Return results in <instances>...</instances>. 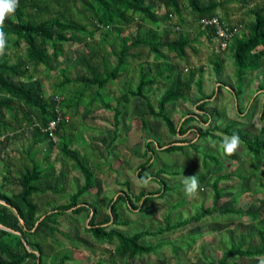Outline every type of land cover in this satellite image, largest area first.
Returning a JSON list of instances; mask_svg holds the SVG:
<instances>
[{
	"label": "rangeland",
	"instance_id": "374dc122",
	"mask_svg": "<svg viewBox=\"0 0 264 264\" xmlns=\"http://www.w3.org/2000/svg\"><path fill=\"white\" fill-rule=\"evenodd\" d=\"M74 1L80 11L82 4L79 0ZM223 1L227 3L224 4L225 10H220L221 17L240 20L244 26L239 37L243 32H247L252 9L264 4V0H249L246 5L238 0ZM157 6L155 15L158 19L162 18V23L173 34L172 37L182 33L191 40L197 39L194 46L201 54L200 57L198 54L193 55L196 62L188 66V60L182 61L173 51L164 49L168 64H182L179 70L183 76L187 77L190 70H197L198 67L202 69V92H199L197 85L193 83L183 98L167 107L175 124H179L188 114L195 117V120L187 124L190 132L192 131L190 134L188 132L184 135H171L161 119L153 118L149 114L142 98L129 96L126 101L119 103V96L128 94L138 82L134 69V72L129 69L135 61L131 56H127L126 70L129 69L127 72L129 76L124 73L125 75L101 88L97 86L89 88L73 81L67 83L66 87L58 89V83L64 78L73 79L76 75L83 74L81 55L90 54V49L100 48L107 53L103 60L99 53L91 59L99 72L104 70V64L110 67L116 62V57L110 50L118 48L119 40L115 38L113 31L108 33L107 40L103 39L102 32L90 25L92 19L88 12L84 16L83 13L76 14L75 10H72L71 17L81 24H87L88 31L93 32L94 38L88 39L90 46L84 44L83 41L86 39L79 34V41L66 44L64 54L58 58L53 68L39 66L37 73L30 69L33 77L30 81H25V86L39 85L47 97L54 92L60 93L65 100L62 101V105L69 101L71 103L78 101L77 94L82 93L78 111L63 107L68 120L74 118L75 123L81 126H78V129H69L65 138L71 142V147L83 151L81 156L91 170L95 169L93 171L95 174H102L97 178L93 192L88 194L87 198L90 200H85L93 205L96 214L94 221H102L109 216L110 199L115 200L120 193L127 195L134 206L129 208L124 200L118 201L115 206L118 220L114 225L109 222V228L115 227L126 235H132L135 232L156 231L164 227L166 216H169L172 225L186 219L188 222L164 234L145 237L142 242L154 246V251L129 258L127 254L117 257L114 253V244L103 243L104 245L98 248L99 252L93 250L89 241V236L92 238V235L84 230V224L88 222L85 223L84 220L81 226L79 224L76 226L74 222L77 214L66 212L64 216L58 217V223L62 224L64 232L55 234L57 239L64 240V244L62 243L63 247H58L59 249L55 246L57 243L53 245L57 251L54 257L51 256V264H57L62 255H69L70 258L64 264H96L97 261H101L102 264H216L222 252L231 245L242 243L244 248L254 247L260 241L257 231L259 225L250 216L233 212L221 213L220 210L235 208L239 212H244L256 208L264 199V153L256 159L241 138L238 149L231 155L225 154L222 147L223 138L233 134L249 139L264 138V89L259 92L257 90L260 83L264 86V68L247 73L243 80L236 81V68L233 64L232 50L229 48L225 52L228 54L225 63L217 72L212 63L214 59L210 54V42L206 39L199 40L203 30L187 3H182L180 15L172 14L173 16L168 17L165 7L159 2ZM177 25L180 26V31L174 29ZM144 29L145 27H141V30ZM134 32L135 26L132 24L122 27V35L130 40L133 39ZM11 42L13 43L12 39ZM5 51L10 57L26 54L23 44ZM152 61H154L152 57L149 61L144 60V66H148ZM130 72L133 74L130 75ZM169 85L170 83L164 82L145 89L153 105H156L158 98ZM238 90L241 93L237 96L235 93ZM212 93L213 96L203 108L197 107L201 97ZM91 97L95 99L90 105ZM105 103L111 108L119 105L121 111L119 130L121 128L122 130L117 131L113 143H111V131L114 128L113 110L105 108ZM206 129L210 130L209 135L197 136L198 132H204ZM172 140H191L193 145H186L183 149L174 151H163L159 148L165 147ZM57 142V137L50 141L47 151L53 157V161L61 166L63 162ZM157 143L160 146H157ZM42 149L38 154H43ZM149 157L153 163L152 167L141 177L144 179L149 175L154 176L159 170L161 173L154 179L150 177L145 185L142 183L143 179L138 177L137 170L139 164ZM217 163L219 165L216 166ZM75 172L80 174L77 170ZM226 174L230 176L218 182V187L223 191L216 206L217 210L203 215L200 219H193L192 216L203 207L212 206V181ZM191 175L197 176L200 187L197 195L189 198L183 191L181 180ZM77 180L73 178L72 182L67 184L65 192L54 194L52 204L56 206L68 202L69 195L84 182L83 176L82 184ZM165 184L167 191L161 194L162 196L158 195L156 191L160 187L162 191ZM60 189H63V184L59 191ZM140 192L145 195L153 193V196L142 205V198L140 200L137 198ZM229 261L239 264H262L264 256L255 258L237 256L230 258Z\"/></svg>",
	"mask_w": 264,
	"mask_h": 264
},
{
	"label": "trees",
	"instance_id": "16d2710c",
	"mask_svg": "<svg viewBox=\"0 0 264 264\" xmlns=\"http://www.w3.org/2000/svg\"><path fill=\"white\" fill-rule=\"evenodd\" d=\"M79 1L82 4L80 11L74 0H18L16 11L6 18L3 27L7 39L6 50L13 46L18 47L23 44L26 48V54L24 56L17 55L10 57L5 51V54L0 56V132L9 127V124L5 121L7 114L10 115L11 119L16 120L18 113H21L27 126L33 127L34 129V145L44 143L51 139L49 133L44 131V129L47 127L49 121L57 118L55 111L56 102L53 101V96H60L61 94L54 92L55 94H52V96L45 97L41 86H25V81H30L33 77L30 69L37 73L39 66L52 68L54 62L64 54L66 44L79 41V34H82L83 39L93 35V32L88 31L87 24H81L71 17L72 10H75L76 14L83 13L84 16L88 12L91 15L92 25L95 29L103 32V39L107 40L108 33L111 31L115 32V38L119 40L117 42L118 48H111L110 51L116 57V62L110 67L104 64V70L99 72L96 66L91 63L90 58H87L86 55H81L83 63L87 68L86 74L76 75L73 79L64 78L57 86L58 89H62L64 86L66 87L67 83L73 81L74 83L83 84L85 87L97 86L101 88L106 86L109 82L118 79L124 72L128 65V52L132 48L147 47L154 56L153 58L158 60L163 55V49H167L170 52L173 51L177 57L181 58L185 55L186 47H190L191 40L184 34H180L173 40L162 38V35L151 29L142 33L139 30L132 40H128L119 35L117 30L118 26L128 25L136 16L154 24L158 23V17L153 11L154 6L146 3L145 0ZM161 1L167 10L166 17L171 15V11L178 15L181 14V0ZM182 1L187 3L197 21L201 18L220 15L219 11H224V4L227 3L223 0ZM238 1L245 5L249 2V0ZM247 27V32H243L240 37L236 36L232 42V57L233 64L236 68V81L243 80L247 73L259 70L264 64V6H255L252 9L251 21L247 24ZM204 31L208 34V37H211L209 31ZM87 44L89 43L86 42L85 45ZM223 63L224 60L216 58L213 61L214 69L219 72ZM162 65L165 64L162 63ZM166 70H170L171 72L173 68H170L168 64L167 66H162L161 74ZM156 81V75L152 78H147V75L141 74L137 85L128 94L119 96V103L126 101L129 96L142 98L145 101L149 114L153 118L161 119L171 135H184L188 132L190 134L192 131L190 132L187 124L195 120V117L193 115H187L181 119L179 124H175L168 113L167 107L169 104L183 98L190 91L193 83L197 85L199 92H202V69L190 70L187 77L183 76L180 71H177L171 80L170 86L160 95L156 105H153L145 89L148 86L152 87ZM262 89H264V86L260 83L258 85V92L262 91ZM240 93L241 91L238 90L235 95L238 96ZM213 94L201 97L198 100L197 107L203 108ZM77 95L78 101H75L79 105L78 103L80 102L82 93L80 92ZM63 99L59 102L60 105ZM118 106L111 108L108 104H104L105 108L113 110V124L115 128H117L120 122L119 116L121 115ZM66 122L65 119H61L58 122L54 135L58 138L59 151L64 157V160L71 162V167L80 172L84 178V182L77 187L75 192L69 195L68 202L54 206L49 213H44L43 215H39V208L33 201L32 196L45 192L46 189H41L36 183L40 179H44L45 181L54 180V192L61 194V192H65V187L63 186V189L59 191L61 186L59 181L64 180L66 177V168H61L58 174H56L53 164L43 166L39 160L31 159L30 168L25 170L19 177L18 193L9 196L0 188V200L4 202H0V224L15 231V233H11L0 229V264H23L27 258H37L39 264H44V254L40 244L30 242L27 236L37 235L40 231H47L54 235L59 232L57 224L60 215L65 214L68 210L73 214H77L87 209L85 205H79V201L83 195L95 187L96 177L93 170L85 163V160L79 152L70 147L71 143L67 140L68 138H65L66 136H60L59 131L62 130ZM209 132L210 130L206 129L204 132H198L197 135L199 137H206L209 135ZM237 136L243 140L246 147L256 159L264 153V138L249 139L246 136ZM184 142L187 143L186 140H172L161 150H181L186 145H193L191 140L187 144H184ZM148 145L149 141L146 142V146ZM157 146H160V144L157 143ZM152 164L151 157L139 164L137 175L141 180L143 179L141 177L142 174L149 170ZM160 173L161 170L156 175L149 176L154 179ZM229 176L230 174H226L214 178L212 181V206L210 208L203 207L200 212L192 216L193 219H200L203 215L217 210L216 206L223 191L222 188L218 187V182ZM166 191L167 187L165 184L163 190L161 191L160 187L156 193L162 196ZM151 196H153V193L145 195L140 192L137 198L138 200L142 198L141 203L143 205ZM120 200H124L129 208L134 206L127 195L119 193L115 200L110 199L109 216L105 220L95 222V214L93 213L85 228V231L92 235L94 242L114 244V253L117 257L127 254L129 258H134L139 255L150 254L154 251V246L143 243L142 239L164 234L188 222L186 219L172 225L170 224L169 216H166L165 226L156 231L143 230L135 232L132 235H126L123 231L115 227L109 228L108 226L109 222H112L114 225L118 220L115 206ZM220 211L221 213L233 212L250 216L259 225L257 231L260 241L254 247L244 248L242 243L231 245L222 252L216 264H239L229 261L230 258L237 256L247 258L264 256V199L260 201L256 208L244 212H239L235 208H224ZM19 218L23 220V224ZM37 221L39 222L36 224ZM36 252L39 255L38 257ZM68 259H70L69 255H62L59 257L57 264H64ZM96 264H102V262L97 261Z\"/></svg>",
	"mask_w": 264,
	"mask_h": 264
},
{
	"label": "crops",
	"instance_id": "0c3cea01",
	"mask_svg": "<svg viewBox=\"0 0 264 264\" xmlns=\"http://www.w3.org/2000/svg\"><path fill=\"white\" fill-rule=\"evenodd\" d=\"M145 2L150 3L154 6V9H153L154 13H156V8L158 7L157 6L158 2L161 4V6H164V4L162 3L161 0H145ZM182 3H183V1L181 0L180 1L181 10H182ZM259 6L260 7L264 6V4H261ZM172 14L176 15V13L171 11L170 16H173ZM222 19L229 24L242 23V22H240V20H238L239 21L238 22L237 20H235V19L232 20L227 16L222 18ZM131 24L133 26H135V32L133 34L134 37L139 30H140L139 32L142 33L144 31L150 30V29L154 30V31H159L160 32L159 34L162 35V38H169L170 40L176 39L180 35L179 34L177 37H172L173 34H171V32H169V30L166 28V25L164 23H162V18L161 19L159 18L158 23L154 24L152 22H149L147 20H144V19H141L138 17V18L133 19V21L130 22L128 25L130 26ZM90 25H92V22L90 23ZM119 26L125 27V25H119ZM119 26L117 28L118 33L121 37H124L122 35V27L120 28ZM141 27L142 28L145 27V29L141 30ZM176 27H179V29H175ZM175 28H174L175 30L180 31L179 25L175 26ZM171 30L173 31V28ZM100 32H102V31H100ZM114 34H115V32H114ZM92 38H94V37L90 36V37L86 38V40L83 41L84 44H86V42H88V39H92ZM102 38H103V32H102ZM127 39L130 40L129 38H127ZM204 39H206L207 41L210 42V45H211L210 46V49H211L210 54L212 55L213 59L216 60V58H221L222 60H224V63H225V59L227 57L226 55H228V54H226L225 52H218L215 49V45H216L215 40L212 38V36L208 37V34L203 30L202 36L199 38V40L203 41ZM190 40H191V38H190ZM196 41H197V39L192 38L191 43H190V47H186V49H185L184 57H181V58L178 57L182 61L188 60V62H189L188 66H192V64H194L196 62L193 55L198 54L199 57L201 56V54L198 52L196 46H194ZM88 43L89 44L86 45L87 47H88V45L90 46V42H88ZM232 47H233V45L231 42L229 48L232 50ZM95 48H97V47H95ZM89 51H90V54H85V55L87 58H90V60L93 57L95 58L98 55V53H99L101 59L103 60L105 54H107L105 51H101L100 48H97L96 50L90 49ZM232 53H233V50H232ZM162 54L163 55L160 57V59L155 60L153 58L154 56L150 53V51L147 47L132 48L129 50L128 56L129 57L131 56V58L134 59L135 61H134V64H132V66L129 67V69L131 68V71H133V69H134L135 73L137 74L138 81L140 79L141 74L147 75V78H152L156 75L157 81L152 87H156L158 85H161L164 82L171 83V80L174 77V75L176 74V72L180 71L179 69L182 66V64L181 65L176 64V63L168 64V62H167L168 58L164 52V49L162 50ZM150 57H152L154 61H152L148 66H144L143 61L144 60L149 61ZM57 60L55 62H57ZM55 62H54V64H55ZM81 63L83 65V74H81V75H85L87 72V68L85 67V64L83 63L82 58H81ZM91 63H93V62L91 61ZM162 63L165 65H162ZM212 63H213V61H212ZM54 64H53V67H54ZM167 64L170 66V68H173V70L171 72H170V70H166L163 74H161L162 66H167ZM47 68H49V67H47ZM261 68H264V64ZM128 70L125 69L124 72L121 74V76L125 75V74L129 76V73H127ZM184 70L187 71V69H184ZM197 70H200L199 67ZM133 72H130V75L133 74ZM128 76H127V78H129ZM123 79H124V76H123ZM137 83H136V85H137ZM58 84H60V82ZM152 87H150V88H152ZM89 88H93V87H89ZM257 90H258V88H257ZM52 94H55V93H52ZM52 94H50V96H52ZM44 96L47 97L46 95H44ZM136 98H138V97H136ZM93 99H95V98L91 97L89 99L90 105L93 104V102H92ZM144 103H145V101H144ZM78 104L79 105H77L76 102H72L69 104V102H68L65 105L61 104L60 106H61L62 111H63V107L64 108L68 107V108H74L75 112H76V111H78V108L80 107V102ZM145 106H146V104H145ZM67 110H70V109H67ZM63 113H64V111H63ZM123 115H125V114L123 113ZM188 115H192V114H188ZM10 118H11L10 115L7 114L5 121L9 124V127H8V129L6 128L0 132V135L5 134L7 131L12 133L11 136H8L4 139L0 138V188L2 189V191H4L9 196L18 193V191H19V177L25 170L30 168V166H31L30 160L31 159L39 160V162L43 166H46V164H53L56 174H58V172L61 170V168H66L67 169L66 177L64 178V180L59 181L60 184L61 185L63 184V186L65 187V191L68 188V187H66L67 184L72 182L73 178L76 180L78 179L77 181H79V184H82L81 183V176L82 175L77 174L75 172L76 170L71 167L70 161L64 160V157L62 155H61V160H62L63 164L61 166H58L53 161V157H51V155H49V153L47 151V149L49 148V145H50L49 142L51 140L46 141L44 143H39V144L34 145V143H33V135H34L33 130L34 129L27 126V124L24 121L23 115L21 113H18V118L16 120H14L13 118L12 119H10ZM112 119H113V115H112ZM121 119H122L121 116H119V120H121ZM75 122H76V120H74V118H71V120H68L65 123L64 127L62 128V130L59 131L60 136H66V133L68 132L69 129H74V128L78 129V126L81 127L79 124H77ZM119 126H120V122H119L117 128H115V126H114L113 131H111L112 139L116 138L117 131L122 130V128H121V130H119ZM28 130H31V132ZM57 140H58V138H57ZM114 140L111 141V143H113ZM187 143H188V141H187ZM57 148L59 149L58 142H57ZM71 148L76 149L80 155L83 154L82 150L79 151V149H77L75 147H71ZM40 149L43 150L42 151L43 154H38V151ZM161 149H163V147H161ZM47 157H48V159H47ZM259 158H257V159H259ZM100 175H102V174H100V173L98 175H97V173L95 174V177H96L95 187H96V180ZM39 182H40V184H39ZM36 184L41 189H46L45 192L37 193V194H34L32 196L33 201L37 204V206L39 208V215H43L44 213H49L51 211V209L55 206L52 204V202L54 200V194L56 195V193L54 192L55 190L53 189L54 180L45 181L44 179H40ZM95 187L93 189H91L88 193H86L87 195L85 194L84 197H81V202L79 203V205H85L87 207V209L77 213V217L75 219L74 225L78 226V224H79V226H81V224L83 223L84 220H85V223H86V221L88 222L91 215L93 213L95 214V211L93 210V205L91 203H89V202L87 203V201H85V200H90L87 198L88 194L92 193L93 190L95 189ZM67 212H70V210H68ZM63 216H64V214H63ZM95 216H96V214H95ZM58 224H57V228H58L59 232H57V233L62 234L64 232V229L62 228V224H59V225ZM86 227H87V223L84 224V230ZM11 233H15V232H11ZM88 234H90V233H88ZM27 237H28V240H30V242L40 244V246L43 250V254H44V256H43V263L44 264H51V256L54 257L55 251H57V249H59L58 247H63L62 243L64 244V240L62 241L61 239H57L55 234L52 235L47 231H40L37 235H28ZM89 241H90L91 247H93L92 249L97 251V252H99L98 248H100V247H102V245H104L103 243H100V242H94L93 239L90 238V236H89ZM53 245H55L57 247V249ZM58 261H57V263H58ZM37 262H39L37 258L36 259L35 258H27L23 264H37Z\"/></svg>",
	"mask_w": 264,
	"mask_h": 264
},
{
	"label": "built area",
	"instance_id": "2783aa9c",
	"mask_svg": "<svg viewBox=\"0 0 264 264\" xmlns=\"http://www.w3.org/2000/svg\"><path fill=\"white\" fill-rule=\"evenodd\" d=\"M197 23L202 30L209 31L211 33L212 38L216 42L215 49L218 52H227L233 38L240 35L243 30L242 23L229 24L224 21L220 15L201 18L197 21ZM175 29H179V27H176ZM61 100L62 97L58 95L53 96V101L56 102L55 111L57 113V118L49 121L47 127L44 129V131L49 133L51 141L55 140L54 132L58 122L61 119L68 121V116L61 110V106L59 104ZM11 135V132H6L5 134L0 135V138L4 139Z\"/></svg>",
	"mask_w": 264,
	"mask_h": 264
},
{
	"label": "clouds",
	"instance_id": "9594fccd",
	"mask_svg": "<svg viewBox=\"0 0 264 264\" xmlns=\"http://www.w3.org/2000/svg\"><path fill=\"white\" fill-rule=\"evenodd\" d=\"M18 7V0H0V56L5 54L7 39L5 32L3 31L4 23L9 15H12ZM240 145V138L233 134L230 137L223 138L222 147L227 155H231L236 152ZM150 176L143 179L142 183L147 185L150 180ZM181 183L183 185V191L189 198L195 197L199 190V180L196 175L185 176ZM264 264V262H262Z\"/></svg>",
	"mask_w": 264,
	"mask_h": 264
},
{
	"label": "water",
	"instance_id": "95a60500",
	"mask_svg": "<svg viewBox=\"0 0 264 264\" xmlns=\"http://www.w3.org/2000/svg\"><path fill=\"white\" fill-rule=\"evenodd\" d=\"M0 202H1V203H4V202L1 201V200H0ZM19 220H20V222L23 224V220H22L21 218H19ZM38 222H39V221H37L36 224H37ZM36 224H35V225H36ZM0 229H4V230L9 231V232H15V231H13V230H11V229H9V228L4 227V226L1 225V224H0ZM36 255H37V257L39 256L37 252H36ZM37 264H39V262H37Z\"/></svg>",
	"mask_w": 264,
	"mask_h": 264
}]
</instances>
